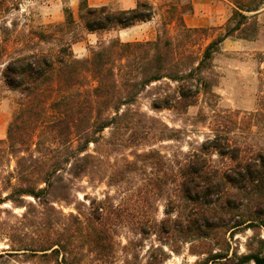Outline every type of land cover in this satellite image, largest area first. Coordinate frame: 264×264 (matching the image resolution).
Returning <instances> with one entry per match:
<instances>
[{"label": "trees", "instance_id": "trees-1", "mask_svg": "<svg viewBox=\"0 0 264 264\" xmlns=\"http://www.w3.org/2000/svg\"><path fill=\"white\" fill-rule=\"evenodd\" d=\"M24 1L0 0V20L20 10ZM229 1L233 9L225 32L206 45L202 57L189 66L188 72H173L180 43L174 42L165 29L154 40L123 42L115 37L100 41L90 49L88 57L74 56L71 45L80 40L74 34L78 24L91 33L135 26L155 17L156 8L150 0H136L135 6L128 9L108 4L92 6L88 0H79L78 19L65 6L63 22L50 24L47 29H32L29 49L16 52L4 62L1 71L4 84L19 91L24 99L8 124L6 137L0 139V166L5 156L13 158L15 169L10 175L17 181L12 184L8 179L6 189L10 190L6 195L0 192V205L11 203L25 208L22 217L27 220L34 211V216L43 222L37 207H41L39 214L43 215L44 210L54 208L55 200H69L74 181L96 172L97 157L87 152L90 142L97 143V134L105 128L120 129L121 121L132 112L130 105L135 95L147 85L163 78L175 80L179 82L180 97L175 102L186 108L194 104L201 88L197 86V91L190 93L192 75L209 67L214 55L221 51L220 44L230 36L244 40L258 37L264 0ZM176 2L169 0L167 10L171 16L179 12L176 20L181 34L190 37L203 31L187 27L182 17L192 10V3L179 9ZM6 23L2 27L8 33L11 28ZM40 42H53L56 48H39ZM199 81L208 91L205 78ZM152 106L160 109L171 104L166 96L153 99ZM151 153L136 156L147 159ZM215 154L223 159L222 165L215 164ZM170 162L166 163L163 179H151L149 184L164 188L167 205L178 207V216L175 220H154L153 230L179 235L185 241L201 240L205 249L202 253L210 254V242L224 241L229 248L226 234L233 238L237 232L251 229L253 236L249 240L258 239L255 248L248 246V252H234L231 256L221 251L210 255L225 258L223 264H264V239L256 231L264 228V147H249L227 132H219L197 147L181 151L176 173ZM132 168L135 163L126 160L117 168V175L124 178ZM28 196L34 202H27ZM170 212L167 209L165 213ZM115 215L112 206L98 202L81 228L80 219L72 213L70 236H84L93 250L105 251L113 244L109 225ZM22 249L35 255L40 251L43 257L62 254L58 264H73L72 253L58 243L41 242ZM202 264H208L207 260Z\"/></svg>", "mask_w": 264, "mask_h": 264}, {"label": "rangeland", "instance_id": "rangeland-1", "mask_svg": "<svg viewBox=\"0 0 264 264\" xmlns=\"http://www.w3.org/2000/svg\"><path fill=\"white\" fill-rule=\"evenodd\" d=\"M150 1L156 8L153 21L134 27L122 36L118 30L91 33L78 24L74 34L80 40L71 45L74 56L88 57L90 49L96 48L100 41L108 42L115 37L123 42L154 40L165 29L174 42L180 43L173 72H188L189 66L202 57L206 45L225 32V23L233 9L229 0H199L196 14L199 20L193 25V0H174L179 9L191 2L192 10L182 14L184 22L189 28L204 29L185 37L176 20L179 12L172 16L168 13L169 0ZM88 3L122 9L127 0H88ZM78 5L79 0H25L20 10H14L6 20H0V139L6 137L8 124L24 99L19 91L4 84L1 76L4 62L16 52L29 49L32 29H47L50 24L63 22L65 6H69L78 19ZM5 22L11 28L8 33L2 27ZM259 23L260 31L255 40L235 36L226 38L209 67L194 72L190 93L196 92L197 86L201 89L196 92L194 104L187 108L175 102L180 98L179 82L175 80L163 78L140 90L130 105L132 112L121 121L122 127L105 128L97 134V143L90 142L87 152L97 157L96 172L90 173V177L75 180L70 199L55 200L52 202L55 209L44 210L41 215V207H37V214L44 223L34 216V211H31V219L27 220L22 217L25 208L11 203L0 205V264L61 263L62 254L43 257L40 251L35 255L31 250L22 249L41 242L64 245V249L73 255V264H202L206 260L208 264H223L225 258H212L210 254L221 251L231 256L234 252H248V246L255 248L258 239L249 240L253 236L251 229L237 232L233 238L226 234L229 248L224 241L210 242L207 246L210 254L202 253L205 249L201 247V240L185 241L173 233L155 232L153 221L160 222L168 217L175 220L178 207L167 205L164 188L157 189L149 183L151 179H163L169 160H172L170 163L176 173V161L181 151L193 149L208 136L219 132H227L249 147H264L263 16ZM53 47L56 48L53 42H40L39 45L42 49ZM201 77L207 81L208 91L199 84ZM166 96L171 106L160 109L152 106L153 99ZM140 153L151 154L144 159L136 156ZM213 157L216 165H222L223 159L218 154ZM126 160L133 161L135 168L124 178L119 177L116 170L124 166ZM14 169L15 160L5 156L0 166V192L3 195L10 190L6 189L8 179L12 184L17 183L16 178L10 175ZM26 201L34 202V199L28 196ZM98 202L112 206L117 214L112 216L109 225L112 247L102 252L93 250L84 236H70L68 230L72 224V213L80 219L82 228ZM167 209L171 211L170 215H166ZM256 231L264 239V228Z\"/></svg>", "mask_w": 264, "mask_h": 264}, {"label": "crops", "instance_id": "crops-1", "mask_svg": "<svg viewBox=\"0 0 264 264\" xmlns=\"http://www.w3.org/2000/svg\"><path fill=\"white\" fill-rule=\"evenodd\" d=\"M135 6V1L134 0H127V3L123 6L122 9H128V8H132ZM193 7H194V10H195V15L193 16V18L191 19L193 25H196L197 21L199 20V18L196 17V14L198 13L199 11V7H200V1L199 0H193ZM205 20V22L207 21V18L204 17L203 18ZM185 20L188 22V17L185 16ZM153 21L150 20V21H147V22H141L135 26H132V27H129V28H125V29H121V30H118V33L120 36H122L126 31L130 30V29H133L134 27H137L139 25H147L149 23H151Z\"/></svg>", "mask_w": 264, "mask_h": 264}]
</instances>
